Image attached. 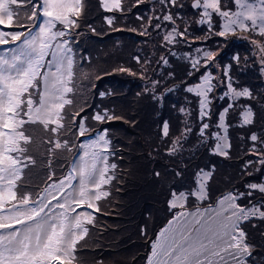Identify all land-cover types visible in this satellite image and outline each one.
<instances>
[{"label":"snow or ice","instance_id":"obj_1","mask_svg":"<svg viewBox=\"0 0 264 264\" xmlns=\"http://www.w3.org/2000/svg\"><path fill=\"white\" fill-rule=\"evenodd\" d=\"M143 2L136 0L133 7ZM159 2L164 6V14L155 17L157 23L154 25L150 16L148 26L160 31L164 27L161 21L170 22L171 29L161 37L165 45H174L178 39L190 43L187 28L181 31L168 11L169 6L182 10L183 5L177 0ZM233 3L235 11L224 10L221 0H193L189 6L200 16L197 23L208 25L210 31L213 16L222 19L221 30L214 33L219 37L249 28L264 36V0H233ZM101 6L107 12L124 11L122 0H101ZM22 9L30 11V15L24 17L28 21L27 31H0V264H74L77 246L88 235L87 225L94 219L90 213L77 212V209L87 205L88 209L95 208L98 212L96 202L110 195L105 186L115 179L112 173L117 165L109 164L108 158L115 153L107 128L93 135L85 124L87 117L81 116L83 109L65 113V106L73 103L68 98L74 93L76 54L72 43L73 32L79 27L78 19L83 11L82 0H0V26L6 23L11 26L14 14L19 23ZM137 19L143 20V17ZM105 20L111 26L114 17H106ZM36 21L40 23L37 25ZM146 32L144 29L140 34ZM9 41L11 46L3 47ZM257 48L264 54V45L257 44ZM196 51L198 56L189 57L191 70L188 75H200L196 83L186 84L184 90L196 99L201 141L214 140L212 151L227 156L231 144L227 139L225 118L230 109L239 106L242 126L252 124L254 114L251 107L239 105L241 98L251 99L252 92L247 88L237 90L233 87L229 76L231 65L225 66L223 79L212 74L213 67L219 71L216 53L204 49ZM227 55V52L223 53L222 58ZM134 59L140 62L138 56ZM159 63L167 66L168 61L161 57ZM120 71L131 70L121 68ZM159 84L158 80L152 81L151 89L146 91L154 92ZM217 87L226 91L216 99H228L229 103L219 114L217 127L221 131L209 134L210 125L206 120L210 118L212 94ZM99 94L105 95L103 92ZM34 95L36 99H33ZM154 99L162 97L154 96ZM180 112L190 115V110L184 108ZM65 115L71 116L67 125L64 123ZM92 119L106 123L115 117L103 109ZM35 124L42 125L49 133L47 152L50 160L58 150L71 153L76 148L78 155L62 177L54 180V174L50 173L48 179L51 183L37 194L36 199L27 192L17 199L16 189L23 187L18 182L24 170L35 164L27 155L32 138L25 134V125ZM73 129L77 139L87 135V142L70 145L66 134ZM191 131V125L186 124L181 137L172 141L169 155H175L182 149L183 140ZM169 132V125L164 122L161 136L168 138ZM250 141L253 142L250 154L256 160L246 162L245 174L253 176L246 170L255 164L256 172L261 173V182L247 183L244 192L234 189L224 194L215 205L189 209V197L198 201L208 199L211 172L201 171L194 181V189L171 194L169 209L175 210L173 217L151 242L146 264H247L252 256V246L242 225L253 219L264 221V172L261 171L264 169V140L253 133ZM254 193H259L261 199L257 200ZM243 200L248 202L242 204ZM6 203L10 205L7 208Z\"/></svg>","mask_w":264,"mask_h":264},{"label":"trees","instance_id":"obj_2","mask_svg":"<svg viewBox=\"0 0 264 264\" xmlns=\"http://www.w3.org/2000/svg\"><path fill=\"white\" fill-rule=\"evenodd\" d=\"M177 2L183 5V9L169 6L168 11L172 13L175 24L181 31L187 28V33L190 35L203 32V30L206 32L209 29L206 24H198L197 18L195 20L192 13L185 9L186 2L190 3V0H177ZM130 3H132V7L127 6ZM135 4L136 0H122L123 13L102 11V14L116 17L111 25V34H93L91 36L89 33L92 29L95 30L94 32L105 31L93 26L88 20L93 10L101 12L96 2L91 12L89 11L86 15L84 11L81 14L78 19L79 27L75 29L79 31L82 23L88 21L90 28H87L86 35L91 36V39L108 42L103 40L114 37L119 39V44L130 43L132 47L127 55L124 49L121 50L123 46L116 42H109L112 49V54H110L116 60L117 69L126 68L135 71L125 74L116 70V74L103 79L96 85L94 92L88 94L87 97L89 99L87 110L92 109L93 112L102 111L94 105L95 102L102 100L96 90L103 89L102 92H104L105 89H108L110 95L105 94L104 99L110 97L111 102L114 101L113 107L105 106L106 108L103 109H107L115 119L106 123L96 122L92 119L95 126L92 132L103 128H107V130L111 128L115 133L117 130L119 131L113 140L110 136L111 148L115 155H110L109 160L117 167L112 173L115 179L105 187L110 195L97 202L99 211L94 212L93 222L87 225L88 235L77 246L74 264H145L146 257L150 252V242L154 240L158 229L173 216L175 211H170L167 204L171 191H189L195 186L194 181L199 171L211 172L207 192L208 198L213 202L226 191L235 189L242 192L243 189L239 187L245 189L247 183L261 181V173L256 172L257 165L254 164L247 168L248 173H253V176L250 177L245 174V164L249 160H256V157L250 154V149L253 147L250 136L255 133L264 140V91L257 88L264 85V80L259 73L257 76L252 68L238 76V73L232 71V67L241 61L247 60V63L255 61L254 66L259 72L260 66H263L264 63L258 67L256 58L260 57L262 62L264 54L258 51L257 44L264 45V36L252 31L251 28L247 31L252 37L230 33L226 45L228 44L229 48L238 51L234 53L239 58L238 61L232 58L233 55L232 62H230V52H228L227 57L217 64L219 71L216 67L211 69L214 76H220L223 79L222 73L225 65H231L229 76L233 81V87L237 90L247 88L252 92V98H241L239 105L251 107L254 114L253 123L242 126L241 108L236 106L230 109L225 122L228 125L227 139L231 147L227 150V156H220L212 151L214 140L209 139L206 143L201 141L196 99L193 94L184 90L186 84L191 85L198 81L200 73L192 77L188 75L191 70L190 63L184 56L182 47L179 46V39L178 43L174 45H165L161 39L162 35L171 29L170 22L161 21L164 27L160 31L148 26L147 21L150 16L153 17L152 24L157 23L155 17L164 14V6L159 0H144L142 4L133 7ZM225 4L228 5V8L224 10H236L233 0H221V6ZM137 17H143V20L137 19ZM215 18L216 16H213L212 27L217 33L220 31L223 21L219 17L216 21ZM121 20L127 22L128 27L121 29L116 26L117 22ZM144 29H147V32L141 35L140 33ZM188 35L189 42L198 43L194 41V36L188 38ZM77 38L78 40H75L73 45L82 51L80 53L77 50V58L87 65L94 63L93 57L87 61L89 54L85 52L86 48L83 45L86 39L78 36ZM199 40H205L204 34L200 35ZM191 46L193 45H189V47ZM245 52L249 55L252 54V57H244ZM222 55L219 56V59L222 58ZM137 56L140 58L139 63L134 59ZM161 57L167 59V66L159 63ZM133 62L136 63L133 65L134 68L131 67ZM77 71L81 73L79 76L81 80L82 66ZM203 71L201 68L200 72L203 73ZM170 73L171 75H169ZM126 79L130 80L124 84ZM132 80L133 84L130 85ZM154 80L160 81L159 86L154 92L146 91V89H151V82ZM136 81L140 85V92L133 87L137 85ZM108 82L113 84L121 82L124 85L120 89L114 85H108ZM223 91L226 89L217 87L212 94L210 118L206 120L210 125L209 134L221 131L217 127L220 123L219 114L227 107L229 101L228 99L219 100L216 97H219ZM131 96L136 98L135 103L127 104L126 101ZM154 96L162 97V99H154ZM118 105H120L119 108ZM181 108L190 110V115L180 112ZM78 119L79 117H77V121H79ZM164 122L169 125L168 138L161 136ZM186 124L191 125V133L186 140H183L182 149L175 155H169L168 149L172 141L181 137ZM67 138L70 145L72 142L75 143L74 140H76L75 144L81 140V137L77 139L75 136H67ZM256 147H260L259 143L256 144ZM44 159L47 167L54 168L56 171L62 170L69 162L68 156L62 151L52 154L51 160L46 152ZM59 166L61 167L59 168ZM36 167L38 169L30 168L25 171L29 172L30 176L24 177L39 179V166ZM261 171L264 172V169ZM30 185L31 183H26L24 186L30 187ZM254 196L257 200L261 199L259 193H254ZM190 201H193L192 198ZM100 203H102V208ZM242 227L247 232L248 242L252 246V256L248 259L247 264H264V221L253 219L244 223Z\"/></svg>","mask_w":264,"mask_h":264},{"label":"rangeland","instance_id":"obj_3","mask_svg":"<svg viewBox=\"0 0 264 264\" xmlns=\"http://www.w3.org/2000/svg\"><path fill=\"white\" fill-rule=\"evenodd\" d=\"M95 2H96V5H98L100 7V11L101 12L93 10L92 14L89 15V19L88 20L92 23L93 26H96L97 28H100V29H104L105 31L104 32H94L95 30L92 29L91 32H89V33L91 34V36H93V34H97V35L111 34L112 33L111 32L112 26H109L106 23L105 18L106 17H112V15L102 14V11H104L105 13H106V11L101 6V0H82V4H83L82 13L85 11L84 14L87 15L89 11L91 12L92 7H93ZM192 2H193V0H190V3L186 2L185 9L187 10V12L192 13L193 18L195 20H196V18H197V20H199L200 16L198 15V12L196 10H193L189 6ZM127 6H131L132 7V3L128 4ZM222 8L223 9L228 8V5L225 4V5L222 6ZM26 15H30L29 12H26L25 10L22 9L20 11V14H19V23H18L17 22L18 17H17V15L14 14V17H15V20H16V22L14 23L15 24L14 26H18V27H21V25H25L26 26V27H21V31L26 30L27 27H28V21L24 18ZM114 19H116V17H114ZM215 19H216V21H218V17L217 16H216ZM39 23H40V21H39ZM117 23L118 24H116V26L120 27L121 29H124V28L128 27L127 26V22H125L123 20H121L120 22H117ZM6 25H7V23H6ZM0 27L2 29V26H0ZM87 28L88 29L90 28V26H88V21L83 22L82 26L79 29V31L78 30H74V32H73V40H78L77 36L79 38L80 37H84V39H86V40H84V42L82 40V42H83L84 47L87 50V51L85 50V52H88V54H89V57H88L89 59H87V61L91 60L92 57H93V60L95 62L92 63V64H89V65L83 63L81 80H80V77H79L81 73L79 71L75 72V76H74V80H73L74 93L73 94H69V96H68V98L71 99L73 101V103L70 106L69 105L65 106V113L66 114L67 113H75V112L80 111V109H83V112H81V116H86L87 117V120L85 121V123L86 124L88 123V124L86 126L89 127L88 129L92 131V129L95 127L94 123H93V120H92V117H93V115L96 112L94 113L93 112L94 110H92V109L91 110L89 109V111L87 110V107H88V104H89V99H87L88 94L93 93L94 90H95L96 85L101 83L103 79H105V78H107V77H109L111 75L116 74L115 71L116 70L120 71V69H121V68H118V69L116 68V60L111 57L112 49L109 46V42H111V43H115L116 42V44H118L120 46H123V48L121 50L124 49V51L127 52V55L129 54V49L132 46H131L130 43H128V44H121L120 43L119 44V39H116L114 37H110L109 40H103V41H108V42H102V41H99V40L91 39V36L88 37L86 35ZM126 30H129V29H126ZM6 31L7 32H15L14 29H9V28H6L4 32H6ZM207 31L204 32V30H203V32H196V33L188 35V38L190 36H194L195 37L194 41L198 42L197 44H193L191 42L186 44L182 40H179V46L182 47L183 53L185 54L184 56L189 60V57H191V56L192 57H196V56L199 55V53H197V51H196L197 49L211 50L212 52L217 54V56H216V64H219L222 61V59L225 58L224 57V58L219 59V56L222 55L224 52H227V53L230 52V62H232L231 57L234 55V53H236L238 51L234 50L233 48H229L227 46L228 44L226 45V40L228 39V36L227 37H219V36L213 34V33H216V31H215V29L213 27L211 28V31L209 29ZM246 31L238 30V31L235 32V34H237V33L245 34L247 37H250V36L252 37V35L250 33H248V31L247 32ZM202 34H204V36H205V40H203V41L199 40V37ZM94 36H96V35H94ZM207 38H209V39H207ZM11 44H12V42L9 41V44L8 45H4L3 47H5V48L9 47V46H11ZM80 45H81V43H80ZM83 45H81V46H83ZM189 45H193V46L189 47ZM232 47H233V45H232ZM125 52H124V55H125ZM246 53L247 52L244 53V57H252V54L249 55V54H246ZM233 57H236V55H234ZM252 60H253V58H252ZM256 63L258 65V67L260 65H262V62L260 61V57H258V56L256 58ZM135 64L136 63L133 62L132 66H131V64H130V66L133 67V65H135ZM254 64H255V61H251L249 63H247V60L246 61H241V62H239L238 65H236L235 67H232V71H234L235 73H238V76H241L245 72V70H248L249 68H252L254 70L255 74L257 75L259 73L261 75L262 79L264 80V65L260 66L259 72H258V69L254 66ZM134 71L135 70L132 69L129 72V74L134 72ZM124 73L126 74V72H124ZM129 80L126 79L124 84H126ZM107 84L108 85H114L115 87H119L120 89L124 85L121 82L120 83H116V84L108 82ZM132 84H133V80L131 81L130 85H132ZM136 84H137V81H136ZM133 87L136 88V91L140 92V90H139L140 85L139 84H137V85H135ZM257 88L260 91H262V90L264 91V85L258 86ZM102 90H96V92L99 94V93L102 92ZM103 93L110 95V92L108 91V89H105ZM99 97H101L102 100L97 101L94 104L96 106V108H98L99 110H103V108H106V107L110 108V107H113L115 105L114 101L111 102L112 99L110 97H108L107 99H104L105 95L101 96L100 94H99ZM33 99H36L35 95L33 96ZM135 99L136 98H134V96H131V98L126 101V103L127 104L135 103ZM119 107H120V105H118V108ZM91 113H92V116H91ZM70 120H71V116L70 115H65V120H64L65 125L67 123H69ZM78 122L79 121H77V123ZM73 132H74V129H73L72 132H69L66 135L69 136V137H73L74 136ZM108 133H109V139H110V136H111V138L113 140V137H116L117 133L119 134V131L117 130V133H115L110 128V129H108ZM25 134L31 136V138H32V142L28 145L27 155L30 156L35 161L34 166H39V176H40V178L37 179V180H34L33 178L29 179V177L28 178L24 177L23 180L18 182V185L22 184L23 187L22 188L18 187L16 189V191H17V196H18V195H21V193L24 192L25 189H28V191H26V192L30 193L33 199H36L37 198V194L41 193L43 191V189L49 183H51V181H49V179H48L50 173L54 174L53 175V179L54 180H56L55 178H60L63 175H65V173L68 171L69 167L71 166L72 160L75 159V157L73 158L72 156H73V154L75 153V151L77 149L73 148V151L71 153L65 152V155L68 156L69 162L67 163L66 166L63 167L62 170H57L56 171V169H54V168L49 169L47 167L46 160L44 159V155L47 152V140L49 139V133L45 132V130L43 129L42 125L35 124V125H25ZM92 134L95 135V131L92 132ZM88 139L89 138H85L83 141L87 142ZM74 142L76 143V140H74ZM72 144H73V142H72ZM58 151H60V150H58ZM108 163L111 164L109 158H108ZM61 166H59V168ZM200 172L201 171H199L197 173V175ZM204 172H209V171H204ZM27 175H29V172L26 173L24 171L23 176H27ZM197 175H196V179H197ZM23 176L21 177V179L23 178ZM260 182L261 181L252 182V183H260ZM26 183H31L30 187H25L24 185ZM194 188H195V186H193L191 189H194ZM239 188L243 189L242 192L245 191L244 188H242V187H239ZM22 189H24V190H22ZM182 191L188 192L187 190H182ZM173 192H175V191H171V194ZM177 192H175V193L179 194L181 191L178 192V193ZM228 192H231V191L224 192L222 195H220V197L217 200H219L224 194H227ZM171 194H170V197L168 198V201H167L168 205H169V201L172 199V195ZM191 198H192L193 201H190ZM216 201L213 202V200H210L209 198L207 199V201H198L194 197H189V199L187 201V207L189 209H192L194 207H206L208 204H211V203H212V205H215ZM241 203L245 204L246 202L243 200V201H241ZM9 206L10 205L6 203L5 208H7ZM84 206L87 207V205H84ZM96 206L98 207L97 202H96ZM100 207L102 208V203H100ZM88 210H89V213L91 214V216L93 217L94 212L96 211L95 208L88 209ZM172 217L173 216H171L164 223V225L160 229H158V232H157L154 240L157 238V235L160 232V230H162L168 224V222L172 219ZM150 252H151V242H150ZM150 252H149V254H150ZM149 254H148V256H149ZM147 257H146V260H147ZM146 260H145V264H146Z\"/></svg>","mask_w":264,"mask_h":264},{"label":"bare ground","instance_id":"obj_4","mask_svg":"<svg viewBox=\"0 0 264 264\" xmlns=\"http://www.w3.org/2000/svg\"><path fill=\"white\" fill-rule=\"evenodd\" d=\"M81 211L85 212L86 214L89 213V210H88L86 207H82V208H78V209H77V212H81ZM166 226H167V225H166ZM166 226H165V227H166ZM165 227H164V228H165Z\"/></svg>","mask_w":264,"mask_h":264}]
</instances>
